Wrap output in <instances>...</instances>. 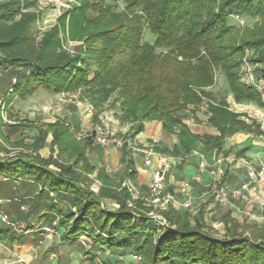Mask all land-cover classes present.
Listing matches in <instances>:
<instances>
[{
    "label": "trees",
    "instance_id": "1",
    "mask_svg": "<svg viewBox=\"0 0 264 264\" xmlns=\"http://www.w3.org/2000/svg\"><path fill=\"white\" fill-rule=\"evenodd\" d=\"M111 1L85 2L73 9L69 20L60 19L64 26L69 22L70 39L82 41L71 54L62 47L58 27L36 41L37 14L24 12L30 7L27 3L0 0V96L12 90L13 96L26 100L41 89L54 95L79 91L94 108L95 120L116 97L112 107L119 104L120 122L129 125L124 139L143 132L146 122L159 121L178 139L174 155L223 152L227 139L238 133H262L256 121L248 124L211 89L221 71L237 104L264 107L260 91L242 81L248 52L257 65L256 80L264 82V0ZM119 3L124 5L120 12ZM238 17L253 26L241 29L235 22ZM145 30L153 41H144ZM204 106L207 123L219 136L202 137L186 124L191 115L198 122L197 113ZM49 133L52 155L44 158L40 151ZM3 138L8 141V136ZM34 139L32 145L24 139L14 143L24 153L0 157V212L10 215L2 210V201L20 198L27 205L28 196L35 195L26 220L49 218L60 241L87 249L85 255H94L89 257L93 261L104 255L136 254L141 257L136 264H264V225H253L260 233L246 236L245 224L228 213L223 217L226 234L214 236L203 211L194 217L173 208L156 213L134 200L127 188H121L134 174L128 170L120 182L99 170L101 186L94 191L90 175L95 167L87 157L94 136L78 140L69 125L57 121L45 124ZM248 150L237 151V157ZM108 201L119 207L110 208ZM8 205L22 211L17 203ZM151 213L161 215L165 225ZM17 235L10 226L0 228V241L19 243L24 237Z\"/></svg>",
    "mask_w": 264,
    "mask_h": 264
},
{
    "label": "crops",
    "instance_id": "2",
    "mask_svg": "<svg viewBox=\"0 0 264 264\" xmlns=\"http://www.w3.org/2000/svg\"><path fill=\"white\" fill-rule=\"evenodd\" d=\"M227 101L231 110L244 115L241 119L245 120L248 124H252V121H256L260 125L262 133L259 136L238 133L232 138L227 139L224 151L232 149L228 155H226L224 151L218 152L216 150L210 151L207 154L195 150L191 153L174 155L172 153L175 146L179 144L178 139L176 135L164 130L161 122H146L143 132L130 140L124 139V136L129 130V126H127L125 131L122 132V139L120 138L124 141V146L122 148H110L107 152L94 141L87 149L89 163L91 166L95 167L94 174L90 175V177L95 180V184L92 187L93 190L98 191L101 186L100 181L97 179L99 170H105V172L117 182H120L121 175L125 170H128V173L134 174L132 177L123 180L121 188H127L133 199L147 201L150 197V184L153 180L154 173L161 167L157 156H164L172 162L171 168L167 172L168 189L166 193L174 195L175 203H173L170 208L187 212L190 217H194L200 211H203L206 223L216 229L225 225L223 217L228 213L231 215L232 219L239 221L243 219L242 215H246V213L249 212L253 216V225H259L257 223L264 221V207L257 202L248 204L242 201L232 200L231 205L228 207H221L219 205L213 206L214 203H206L202 198V195L211 189L215 181L224 183L234 189H241L244 186H248V194L253 199L259 198L260 194L264 192V107L258 106L256 108L253 104H237L232 95ZM94 113L95 111H92L90 106L77 104L72 107V110L68 112L64 118H62L63 120L58 119V122L69 125L76 134L77 139L82 140L93 136L95 127L99 126L101 121H103L102 115L99 116V120H95ZM193 117L194 116L191 115L186 121V124L193 133L202 137L206 135L212 137L219 136V131L208 125L207 114L202 117L201 113L198 112V122ZM49 123L55 122H48L45 124ZM52 139V134L49 133L47 145L40 151V155L44 158H48L52 155L50 145ZM247 147H249V150L243 157L238 158L237 151ZM54 150V157H56L58 153L56 147H54ZM144 150L155 153L156 157H154L151 166L145 165L144 154L142 153ZM45 154L48 157H45ZM197 154L204 156L209 164L208 171L200 181L195 179L199 162ZM219 159H222L223 162L221 165L217 166L216 161ZM213 169H218V174L216 176L211 175ZM260 172H262L263 175H259L257 179H254L253 173ZM179 182H189L191 184L190 195L193 198L195 210L193 213L183 208L185 197L178 192L177 184ZM125 184H129V186ZM94 187L96 189H94ZM108 204L109 207H118V204L114 201H108ZM246 217L248 222L252 221L251 217L249 218L247 215ZM57 223L58 221L55 220L52 226H57ZM44 224L51 226L50 219L46 218L43 219V221L38 220L32 230H35V226L42 229ZM38 227H36V229ZM223 229L225 230V226ZM43 236L49 239L48 241H50L51 244L54 243L53 239H50L52 237ZM60 242L63 243L62 241Z\"/></svg>",
    "mask_w": 264,
    "mask_h": 264
},
{
    "label": "rangeland",
    "instance_id": "3",
    "mask_svg": "<svg viewBox=\"0 0 264 264\" xmlns=\"http://www.w3.org/2000/svg\"><path fill=\"white\" fill-rule=\"evenodd\" d=\"M21 1L27 3L30 6L28 9L24 10V12L28 11L37 14V22L34 25L33 29L34 36L37 42H40L44 35L54 29V27H58V30L60 31V37L62 39V47L67 52L76 54L79 47L82 45V41H72L68 35L69 22L64 26L60 19L65 17L64 19H66V21L67 19L69 20L73 9L79 7L85 2L89 1L91 3H98L101 0ZM103 1L110 4L112 3L111 0ZM123 8L124 5L122 3H119L116 7V10L120 12L123 10ZM236 19L235 22L241 29H245L247 27L251 28L253 26L252 22L248 24V21L243 17H239V20ZM91 28L97 29L99 27L98 25H93L91 26ZM144 41H153V36L149 33L148 30H145ZM251 59L252 54L247 52L244 57V63L254 71L257 65H253L251 63ZM0 73L1 75H3L1 70ZM259 82L264 84L263 81ZM211 90L219 100L230 98L231 95L229 93L228 85L225 80L224 74L221 71H218L216 73V84ZM11 91L12 90H9L6 93L5 98H2L0 96V134L2 132V136L0 137V157H12L18 155L19 153H22L24 149L22 147H16L14 143L17 144L20 142L19 140L24 139V144H34V137L38 135V132L42 127H44L45 123L56 122L58 121V119L64 118L65 115H67L68 112L72 110V107L76 106L77 104L86 106L88 105L92 108V111H95L92 105L87 100L82 98L81 92L79 91L76 93H62L59 95H54L49 94L45 90L41 89L33 96L28 97L26 100H22L17 96H13ZM115 98L116 97L110 100L100 110L103 121H101L99 126L109 127L117 135V138L122 139V132L125 131V129L129 125H122L120 122L119 117L121 115V109L119 104L117 103V106L115 108L112 107V103ZM10 99L12 100L10 101ZM253 105L256 108L258 107L255 104ZM206 111V106H204L200 110L202 117H204V115L206 116ZM12 126H19V130H17L16 132L9 130ZM6 136H8V141H5L3 138ZM103 149L107 151V149ZM45 157L48 156L45 154ZM94 189L96 188L94 187ZM35 198V195L30 196V198L28 196V204L25 205L26 209H29V207L31 208L34 205V202L36 201ZM149 200L150 197L147 201H140L144 202L146 208L152 209L153 212L157 213V211H155V208L150 205V202H148ZM213 206H218V204L214 203ZM2 210L10 213V215L14 217V220L16 222H23L24 224L26 223L28 230L25 229L22 232H17V236L22 235L24 237V239L20 240L19 243H17L18 239L15 243L0 241V264H18V261L20 259H24L27 264H136L133 260L134 254H126L124 256L104 255L93 261L89 257L94 255L88 254V257H86L85 251L87 249L84 250L79 245L70 246L67 243H61L59 235L50 238L54 241V243L51 244V242L48 241L49 239L43 236L44 232L38 226H35V230L32 232L31 228H29V225L34 226L37 222V218L34 217L33 219L27 221L25 216L28 210L25 212L21 210L19 211L15 207H10L9 205L7 206V204L3 205ZM242 216L243 219H240L237 222H239L240 225L245 224L244 229L247 228L246 236H249V233H260L261 230H257L258 232L252 230L255 229L253 226L254 222L252 217V221L248 222L246 215ZM248 217L250 218V216ZM142 222L143 221L140 220V222H137L136 224ZM257 224L264 225V221ZM45 226L47 225L44 224L43 227ZM224 226H220L217 229L213 227L214 229L212 230V234L217 237H223L226 234V232H224L225 230L223 229ZM36 227L38 228L36 229Z\"/></svg>",
    "mask_w": 264,
    "mask_h": 264
},
{
    "label": "built area",
    "instance_id": "4",
    "mask_svg": "<svg viewBox=\"0 0 264 264\" xmlns=\"http://www.w3.org/2000/svg\"><path fill=\"white\" fill-rule=\"evenodd\" d=\"M239 20V17H238ZM243 23V21H242ZM243 79L242 81L248 85H252L257 90L260 91L263 101H264V84L257 81L254 75V71L245 65L243 68ZM1 76V73H0ZM16 82V79H13V83ZM94 141L97 145L101 146L102 148L107 149V152L110 148L120 149L124 146V141L117 138V135L111 130L109 127L106 126H96L93 131ZM144 154L145 165L151 166L154 160L155 153L149 150L142 151ZM199 158V162L197 165V174L195 179L200 181L204 174L208 171V161L206 158L200 154H197ZM157 159L161 165V167L155 171L153 180L150 184V205H152L155 210L159 211H167L170 206L175 203L174 195L170 193H166L168 189L167 183V172L171 168L172 162L170 159L164 156H157ZM222 159L216 161V165L219 166L222 164ZM218 174V169H213L211 171L212 176H216ZM259 175H263L262 172L260 173H253V178L257 179ZM129 186V184H125ZM178 192L185 197V201L183 203V208L186 210L191 211L192 213L195 212L193 206V198L190 195V188L191 184L189 182H179L177 184ZM202 198L206 203H217L221 207H228L231 205L232 200L235 201H242L248 204L258 203L262 207H264V192H262L257 199H253L248 194V186H244L241 189H234L229 187L224 183H220L219 181H215V183L211 186V189L202 195ZM3 204H11L17 203L21 205L22 211H27L26 206L23 205L22 200L20 198L14 199H7L2 201ZM129 207H134L133 203H129ZM247 216L253 217L251 213L247 212ZM154 219L160 221V225H165V220L161 215L153 214L150 215ZM2 226H10L17 232H22L27 228L26 223H18L12 220V217L4 212H0V228ZM44 235L47 237H54L57 236V231L50 227L45 226L42 228ZM133 259L136 263L141 262V257L139 255L134 254ZM18 264H27L24 259H20Z\"/></svg>",
    "mask_w": 264,
    "mask_h": 264
}]
</instances>
